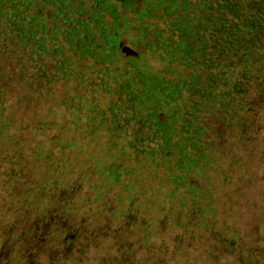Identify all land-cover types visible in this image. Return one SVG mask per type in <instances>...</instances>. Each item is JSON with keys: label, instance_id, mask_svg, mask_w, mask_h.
Segmentation results:
<instances>
[{"label": "trees", "instance_id": "16d2710c", "mask_svg": "<svg viewBox=\"0 0 264 264\" xmlns=\"http://www.w3.org/2000/svg\"><path fill=\"white\" fill-rule=\"evenodd\" d=\"M82 2L0 0V185L115 264H264V0Z\"/></svg>", "mask_w": 264, "mask_h": 264}, {"label": "flooded vegetation", "instance_id": "af4514ba", "mask_svg": "<svg viewBox=\"0 0 264 264\" xmlns=\"http://www.w3.org/2000/svg\"><path fill=\"white\" fill-rule=\"evenodd\" d=\"M82 4L86 6V0ZM44 11L43 6L38 9L40 14ZM15 181L18 183L17 179ZM0 187L3 188L0 191V264H89L91 256L98 257L101 252L114 263L126 255L114 252L107 245L100 248L93 245L86 239V226L80 221L58 219L48 225L41 224L49 214H59L60 207L54 205L48 211L37 210L34 206L24 209L25 189L13 193L4 184Z\"/></svg>", "mask_w": 264, "mask_h": 264}, {"label": "rangeland", "instance_id": "374dc122", "mask_svg": "<svg viewBox=\"0 0 264 264\" xmlns=\"http://www.w3.org/2000/svg\"><path fill=\"white\" fill-rule=\"evenodd\" d=\"M4 137V136H3ZM1 138L0 139V146H3L4 142L6 144V139L5 138ZM254 157L251 158L249 160V164H251V162H254ZM257 192V190L255 189H251L249 193H254ZM258 193V192H257ZM240 208L237 209H232L230 208L228 215L231 218H227L226 217V211L223 210V213L225 215V220L223 222H221L219 224V226L222 228V230L226 233H232L234 235L240 233L241 237L244 239H251L252 235V230H251V224L252 221L254 219V217L256 216V210L254 211L252 209V212H250V209L247 208L246 210H244L243 212L240 211ZM242 212V213H241ZM244 214V215H242ZM227 218V219H226ZM124 245V243H123ZM205 247H201L193 250L194 252L188 254L186 253L185 255H182V259H178L177 260V264H207L208 259H206L205 257ZM103 253L101 252V254L98 257H93L91 256L90 258V262L89 264H114L113 261H111L108 258H105L104 256H102ZM223 264V263H221Z\"/></svg>", "mask_w": 264, "mask_h": 264}]
</instances>
